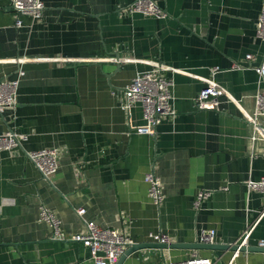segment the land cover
<instances>
[{"label": "crops", "instance_id": "crops-1", "mask_svg": "<svg viewBox=\"0 0 264 264\" xmlns=\"http://www.w3.org/2000/svg\"><path fill=\"white\" fill-rule=\"evenodd\" d=\"M42 1V17L32 21L0 0V79L24 71L15 104L0 114V133H27L25 150L56 148L58 167L46 178L23 149L0 151V264H93L89 249L70 239L86 221L122 231L125 249L158 242L151 235L161 233L169 243H198L202 228L215 229L217 243L236 242L264 208V193L245 183L264 176V116L258 132L243 117L259 89L252 67L264 55L256 36L264 0H157L162 19L128 14L132 0ZM154 63L179 69L164 72L176 114L155 135L137 134L141 107L121 108L123 88ZM206 78L239 103L222 96L217 108L199 109ZM151 170L162 185L159 205L144 180ZM199 191L209 195L197 201ZM42 209L60 221L63 240L52 237ZM260 240L264 215L247 245ZM232 253L144 247L120 264L194 254L226 263ZM235 262L264 264V251H240Z\"/></svg>", "mask_w": 264, "mask_h": 264}, {"label": "built area", "instance_id": "built-area-1", "mask_svg": "<svg viewBox=\"0 0 264 264\" xmlns=\"http://www.w3.org/2000/svg\"><path fill=\"white\" fill-rule=\"evenodd\" d=\"M11 7L18 14L28 15L32 21H37L42 17L44 3L42 0H10ZM128 14L139 13L147 16H153L162 19L166 16V11L159 6L157 0H132L126 8ZM15 24L20 26L22 21L17 18ZM256 36L264 41V4L260 9L256 23ZM251 54H246V58L250 59ZM258 75L259 89L254 94V108L249 113L244 111L243 117L254 126L255 131L259 127V120L264 116V55L261 61L252 67ZM179 69L167 65L154 63L149 69L137 71L135 75L123 88V96L120 103L121 108L129 110L131 107L140 104L142 111L143 123L135 127L137 134L155 135L156 126L165 117H174L176 114L172 106L173 94L170 86L172 81L168 79L164 72H177ZM213 73L219 71L218 67H214ZM24 74L23 70H19L14 78L0 79V114L8 107L16 102V89L19 78ZM205 85L200 89L196 96V105L199 109L217 108L220 101L219 98L225 96L229 101L239 103L224 87L215 82L212 78L204 79ZM258 132V131H257ZM256 134L252 135V139H256ZM27 133L18 131L14 127H8L0 133V151L10 150L13 148L23 149L27 158L33 163L39 173L48 178L55 173L58 167L57 155L58 151L54 147H42L40 149L25 150L24 142L27 140ZM144 180L147 183L148 196L152 203L159 205L163 199L162 185L159 177L154 171L145 173ZM248 189H257L264 193V176L258 180L248 179L246 182ZM208 191H199L197 201L207 197ZM84 209L79 208L78 213L83 214ZM264 215V208L252 225L247 226L239 239L234 242L240 246L247 245L248 239L252 233L254 226ZM40 219L45 221L52 227L55 239L63 240L64 236L60 231V221L55 215L46 210L40 211ZM160 243H169L167 234L151 235ZM216 231L213 228H202L199 231L198 241L201 243H214ZM71 240L82 243L90 251V258L93 264H114L118 257L123 254L125 246L130 243V239L125 236L122 231L100 227L93 221L85 222V229L74 233ZM259 246H264V241L258 242ZM239 250H234L231 258L226 263H219L208 257L192 255L186 259L179 261L163 260L160 264H236L235 259L239 254ZM70 264V263H67Z\"/></svg>", "mask_w": 264, "mask_h": 264}, {"label": "water", "instance_id": "water-1", "mask_svg": "<svg viewBox=\"0 0 264 264\" xmlns=\"http://www.w3.org/2000/svg\"><path fill=\"white\" fill-rule=\"evenodd\" d=\"M144 247H157V248H194V249H200V248H207V249H216V250H224V249H231V250H239V251H250V250H255V251H264V247L260 246H250V245H243L240 246L237 243L233 244H224V243H179V242H170V243H160V242H154V243H133L128 246L127 249L124 250L123 254H121L118 259L115 261L114 264H120L123 257L127 255L129 252L135 250V249H140Z\"/></svg>", "mask_w": 264, "mask_h": 264}]
</instances>
